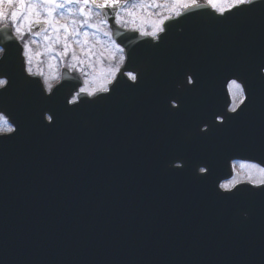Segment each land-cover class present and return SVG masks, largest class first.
<instances>
[{
    "label": "water",
    "instance_id": "1",
    "mask_svg": "<svg viewBox=\"0 0 264 264\" xmlns=\"http://www.w3.org/2000/svg\"><path fill=\"white\" fill-rule=\"evenodd\" d=\"M173 20L155 49L150 38L112 25L124 71L139 70L140 83L122 77L111 96L79 97L74 108L66 101L79 84L64 77L55 95L43 97L39 80L21 75V45L0 28V75L9 80L0 112L16 126L0 136V264H264V192L249 184L229 196L215 190L229 177L236 148L264 165V128L252 118L211 124L213 112H226L220 105L232 74L264 88L252 71L264 62V2L224 22ZM150 80L167 83L168 126L151 102ZM241 126L257 127V139L228 142L227 128ZM196 164H207L208 176L196 175Z\"/></svg>",
    "mask_w": 264,
    "mask_h": 264
},
{
    "label": "rangeland",
    "instance_id": "2",
    "mask_svg": "<svg viewBox=\"0 0 264 264\" xmlns=\"http://www.w3.org/2000/svg\"><path fill=\"white\" fill-rule=\"evenodd\" d=\"M162 1H165V7L161 8V18L168 14L175 15L176 11L180 10L176 0ZM19 2L23 4L21 12L15 10ZM83 6L84 3L80 0H0V22L11 25L20 40L25 38L24 33L28 32L27 29L31 23L36 22L37 19L45 22L47 28L41 36H31L27 39L30 41L29 46L33 49L35 45L41 53L36 56L37 63L43 61L47 66L50 64L49 69L52 71H55V67L57 69L63 65H75L74 69L86 76L85 88L90 89L109 79L112 66L116 67L122 53L117 51V46L109 36L104 35L106 29H103L96 15H86L81 11ZM133 11L141 17L134 16ZM14 12L16 13L15 20L12 15ZM148 13H150V8L147 3H140L137 0L131 1L125 9V14H131L133 24H137L143 18V14L148 16ZM26 17L29 19H25ZM61 25H66L67 30ZM17 27L22 30L19 35L16 32ZM85 33H87V39H85ZM38 57L43 58L38 59ZM93 69L98 71L95 76L92 74ZM46 74L55 78L48 71ZM7 127L0 120V130ZM238 174L247 177L248 172L238 164L235 166L233 178Z\"/></svg>",
    "mask_w": 264,
    "mask_h": 264
},
{
    "label": "snow or ice",
    "instance_id": "3",
    "mask_svg": "<svg viewBox=\"0 0 264 264\" xmlns=\"http://www.w3.org/2000/svg\"><path fill=\"white\" fill-rule=\"evenodd\" d=\"M87 2V0H85ZM178 6H179V11H176L175 15L177 17H180L181 20H189L197 16H202V15H210L211 18L217 22H224L231 20L233 18H237L238 16L245 14L249 11H251L252 6L250 4H246L243 2V0H204V4L201 3V0H176ZM205 4L207 5V9H211L212 11L209 12L205 8ZM59 7H62V5H58ZM31 11V9H30ZM83 12V9H81ZM13 19L15 20L16 18V13L14 12L13 14ZM50 15V13H49ZM25 19H29L26 17ZM165 20H167V23H165ZM37 23H39V19L36 20ZM50 22V21H46ZM178 22L173 20L171 17H165L164 19H161L156 26L154 27L153 31L151 32H144L141 31V35L143 36H148L151 37L152 39L150 41H146V43L150 44L152 48H158L160 46L161 41L168 35L170 29L173 27V25ZM29 23H31V20H29ZM61 27H65L67 30L66 25H61ZM21 28L17 27L16 32L17 34H21ZM158 33L160 34L158 36ZM24 48V53L26 54V57L28 61H31V56L29 55V45L25 43L23 45ZM117 51L124 53V49H121L117 46ZM75 59V57H73ZM123 68L116 66V68L111 72V75L108 80H105L104 82L100 83L96 87H92L90 89L88 88H81L80 92H86L88 97H92V100L90 102H94L96 99H105L109 96H111L112 92L115 90L117 85L120 83L121 78L126 75L130 81L133 83H130L129 86H136L140 83L141 79V73L139 70L133 69L132 71H129L127 73L124 72V68L128 67V64L126 61H124ZM264 70V62H261L257 65H255L252 69L253 74L256 75L257 71L259 73L258 79L261 81H264V76L260 75V72ZM116 72H120V76L116 75ZM21 75L23 76L24 80L27 81L28 77L24 75V67L22 66V72ZM235 76L234 79H229L227 81V86L228 90L231 93L233 102L228 108V111L225 112L223 110H220L218 112H213L211 114V124L212 127H217V126H225L227 125L231 118L235 115L238 114V111H232L231 107L232 104L236 102V93L240 87V82H243L244 86V92L247 93V95L250 93V85L246 81V79L238 74H232ZM111 77H114L115 83H112ZM196 81L193 77H191V83L192 85H195ZM111 84V88L108 86ZM107 88L109 89L107 92H104L103 89ZM56 91L58 89H54L51 95H55ZM94 92H99L103 93L104 95L102 96H93ZM41 94L43 97H48L51 98V95L45 96L43 90H41ZM71 94V93H70ZM75 99V98H74ZM247 102V99L244 101L243 105H245ZM67 104H72L73 108L77 106L76 103H73V101H66V106ZM242 106V105H241ZM241 106H239V109H241ZM176 107H173L175 109ZM231 113V115H229ZM0 120H3L5 123H8V120L4 118V116H0ZM48 124H52L54 122L53 115H50L47 117ZM210 130V128L208 129ZM261 163H264V159L261 160ZM199 164H196L195 167H197ZM240 167L242 169H246L248 172L247 178L250 181L255 182L257 178L264 177V167L259 166L257 163H249V164H240ZM210 172V167L208 166L207 171L205 169H201V175L200 176H208ZM239 175V174H238ZM236 182V177L232 178L228 182H223L221 185L222 187L227 188L228 186L232 185L233 183ZM239 190V189H238ZM249 191H253V189H248ZM259 192H264V187H261L259 189ZM219 195L225 196V195H233L235 193H218Z\"/></svg>",
    "mask_w": 264,
    "mask_h": 264
},
{
    "label": "flooded vegetation",
    "instance_id": "4",
    "mask_svg": "<svg viewBox=\"0 0 264 264\" xmlns=\"http://www.w3.org/2000/svg\"><path fill=\"white\" fill-rule=\"evenodd\" d=\"M67 1H69V0H67ZM81 1L85 2V0H81ZM130 1L131 0H127V1H124V0H118L117 1L116 0V2H115V4L117 3L118 6L121 5V8L116 13V20L115 21H116V23H117V21H119V23H117V25L123 29L130 30V31H137V32H141V31L151 32V31H153L154 27L156 26V24L161 19L168 17V15L165 16L164 18L160 17L161 16L160 15L161 10H162L161 8L165 7V3H164L165 1L163 2L162 0H149V1L137 0L140 3L141 2L147 3V5L150 8V13H148L149 14L148 16L143 14L142 15L143 18L141 20H139L137 22V24H133L132 19H131V14H128V15L125 14V9L128 7V4L130 3ZM153 6L155 8H153ZM82 9L86 15H88V14L96 15V17L98 18V21L102 25L103 29H106V31L108 32V25L100 20V13L98 10L90 9V7L86 6V4L83 6ZM159 18H161V19H159ZM151 21H153V22H151ZM41 35H42V33H38V34L25 33V38L26 37L28 38L31 36L39 37ZM39 53H40V51L37 50V47L35 45L33 46V49L29 46V55L32 58V65L38 71H41L43 73H47V71H48L49 73H52V75L57 76V71L59 70L58 74H60V70L62 69L61 68L62 66L59 68L57 67V69L55 67V71L54 70L52 71L49 69L50 64H49V66H47V64L43 61L42 62L39 61L40 63H37L38 61L36 59V56H39L41 54V53L40 54ZM24 58H25V65H26L28 59L26 56H24ZM42 58L38 57V59H42ZM115 68L116 67L113 65L112 71ZM73 70H75V69H73ZM77 72L82 76V79L84 81V85L81 88H85L86 76L79 71H77ZM92 74H93V76H95L98 74V71L93 69ZM164 92L165 91L163 90V88H161L160 93L163 94ZM156 102L158 105H161L159 102V98L156 100ZM232 102H233V99H232L231 93L229 92V90H227V98H225V101L222 102L221 106H224L226 104L227 111H228V108ZM162 106H164V105H162ZM243 108H244L245 112L242 114L241 118L255 119L259 123H262V126L264 128V88H262V89H260V88L250 89V93L248 94L247 102L245 105H243ZM161 114H162V111H161ZM229 115H231V113H229ZM204 128H206V126L202 127L200 131L204 132V131H202V129H204ZM256 128L257 127H254V128L246 127L245 128V127L241 126V128L239 129L237 127H228L227 128V141L233 142V140H235L236 142H241V143H248L250 141H255L257 139ZM164 131H166V130L161 129L160 133L161 134L168 133V130L166 132H164ZM184 134H185V131H184ZM248 145L249 144H247L246 147H244V148L248 149V147H247ZM258 149L263 150V153L261 152V157H264V146L259 145ZM242 150H244L243 147L242 148H236V150H234L232 152L231 166H232L233 174H234V170H235L236 165L242 164V163L246 164V165L249 163H255V162L245 160V155L243 153L240 154V152ZM257 164L261 167H264L263 164H259V163H257ZM232 178H233V176L230 179H228L227 181L231 180Z\"/></svg>",
    "mask_w": 264,
    "mask_h": 264
},
{
    "label": "clouds",
    "instance_id": "5",
    "mask_svg": "<svg viewBox=\"0 0 264 264\" xmlns=\"http://www.w3.org/2000/svg\"><path fill=\"white\" fill-rule=\"evenodd\" d=\"M244 3L246 4H250V5H256V4H260L262 2H264V0H243ZM87 21H85L86 23ZM117 23H119V21H117ZM178 31H182V29H177ZM103 31V30H102ZM85 35V39H87V33L84 34ZM105 36H109V33L107 31L104 32ZM143 36V35H141ZM110 38V36H109ZM12 39L11 36H7L5 37V40H10ZM123 49V48H121ZM5 48L3 46H0V60H2L4 58L5 55ZM23 56H26L25 53H22ZM126 60V56L125 55H120L119 56V60L116 66H123L124 61ZM65 67L68 68L69 73H71L73 71V69L75 68V65H66ZM24 73L29 76V77H41V90H43L44 94L46 95H51L53 90L55 89V87L57 85H59L60 83H62V80L64 79V77L57 75L55 76V78L49 76L46 73H43L41 71H38L33 65H32V59L31 61H27V64L24 66ZM260 75L264 76V70H262L260 72ZM68 79H71L72 77L69 75L67 77ZM112 80H114V77H111ZM9 83V80L7 78V76L4 75H0V90L4 89L5 87H7ZM188 83H191V76H188ZM109 89L104 88L103 91L107 92ZM97 92L93 93V96L96 95ZM92 98V97H89ZM248 98L247 93L244 92V86H243V82H240V87L236 93V102L234 104H232L231 110L232 111H238L239 106L243 105L244 101ZM173 107H179L178 104H173ZM0 116H4L3 112H0ZM50 116V115H49ZM48 116V117H49ZM5 119H7V117L4 116ZM48 122H50L49 120H47ZM15 126L14 125H9V127L3 129V133H13L15 132ZM202 131H207L206 128L202 129ZM166 167L172 168L173 166L169 163L166 164ZM179 167H183V164L179 165ZM198 172H196L195 174L200 176L201 175V169H205V171H207L208 165L207 164H203V165H198ZM247 181L248 183H250L252 185L253 191H259V189L264 186V177H260L257 178V180L255 182L250 181L247 177L243 176V175H238L236 177V182L233 183L232 185L228 186L227 188L222 187L221 185L223 184V182L218 183L215 186V190L217 193H222V194H226V193H235L233 191V189L241 184L242 182ZM228 196V195H227ZM240 215L247 220L249 217V212L248 211H242L240 213Z\"/></svg>",
    "mask_w": 264,
    "mask_h": 264
},
{
    "label": "bare ground",
    "instance_id": "6",
    "mask_svg": "<svg viewBox=\"0 0 264 264\" xmlns=\"http://www.w3.org/2000/svg\"><path fill=\"white\" fill-rule=\"evenodd\" d=\"M95 3L99 4V5H104L106 3H109V0H94Z\"/></svg>",
    "mask_w": 264,
    "mask_h": 264
}]
</instances>
